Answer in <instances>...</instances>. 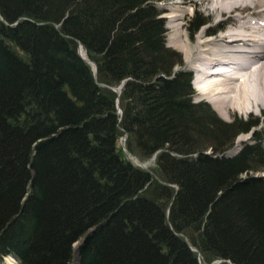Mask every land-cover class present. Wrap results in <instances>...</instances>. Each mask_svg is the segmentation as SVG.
<instances>
[{
  "label": "trees",
  "instance_id": "16d2710c",
  "mask_svg": "<svg viewBox=\"0 0 264 264\" xmlns=\"http://www.w3.org/2000/svg\"><path fill=\"white\" fill-rule=\"evenodd\" d=\"M154 1L0 0V261L264 264L260 121L195 100Z\"/></svg>",
  "mask_w": 264,
  "mask_h": 264
},
{
  "label": "bare ground",
  "instance_id": "6f19581e",
  "mask_svg": "<svg viewBox=\"0 0 264 264\" xmlns=\"http://www.w3.org/2000/svg\"><path fill=\"white\" fill-rule=\"evenodd\" d=\"M204 1L209 3L212 12L229 14L235 28L224 31L221 23L225 22H219L214 30L201 29L199 41L191 46V37L188 39L179 26L186 11V1L173 2L167 16L174 46L183 51L188 61L195 62V85L222 116L231 108L242 112L264 111V0ZM254 7L261 9L258 8L257 13L250 11L249 8ZM236 11L239 12L232 15ZM248 16L259 20L246 19ZM218 34L215 38L211 36ZM79 52L85 54L82 47ZM241 140L242 137L238 138Z\"/></svg>",
  "mask_w": 264,
  "mask_h": 264
},
{
  "label": "rangeland",
  "instance_id": "374dc122",
  "mask_svg": "<svg viewBox=\"0 0 264 264\" xmlns=\"http://www.w3.org/2000/svg\"><path fill=\"white\" fill-rule=\"evenodd\" d=\"M183 2V1H186V11H185V13L183 14V18H182V20H181V23H180V29H181V31H182V33L184 34V35H186L187 37H188V39H189V33H188V29H187V19H188V17H190L193 13H194V11L195 10H199V11H201L204 15H206L207 16V19L209 20V22L208 23H206L204 26H202L201 27V29H203V30H207V31H211V30H214V29H216V25L219 23V22H225V23H221L222 24V27H223V29H224V31H226V30H230V29H232V28H235V23L233 22V20H231L230 19V17H228V16H230L229 14H220L219 12H212L211 10H210V5H209V3L208 2H206V1H204V0H155L154 1V7H155V9L156 10H158L159 11V13H160V16H161V18H163L164 19V23H165V28H166V35H167V37H166V44L168 45V46H170V47H172V48H174L179 54H180V56H181V63L179 64V65H177L176 66V68L177 69H180V70H183L184 72L185 71H187V70H189V71H191L192 72V87H193V89H194V91H195V94H194V98H195V100H205V101H207L211 106H212V108L217 112V114L222 118V119H224V120H227V121H229V120H231L232 118H233V116L234 115H237V116H241V117H246V116H248L249 114H252L253 116H255L259 121H262V120H264V111H259L258 109H254V110H251L250 112L249 111H244V112H242V111H238V110H236V109H229V110H227V111H225V115L224 116H222V115H220L219 113H218V111L213 107V104L208 100V99H206L207 97H205L199 90H198V88H196L194 85H193V80L195 79V71H194V69H193V65H195V62H194V64L193 63H191V61H188L186 58H185V56H184V53H183V51L182 50H180L179 48H177V47H175L174 46V36H172V31H171V29H172V27H171V24H170V22L168 21V19H167V16L170 14V12H171V10L169 9V6H171V4L173 3V2ZM204 1V2H203ZM176 5V4H175ZM259 7H254V8H249L250 9V11H255L256 13H257V11L259 10V9H261V8H259ZM255 9V10H254ZM239 11H236V12H234V13H232V15H236L237 13H238ZM246 13L248 12V11H245ZM218 15V16H217ZM246 19H249V20H252V21H257V20H259V19H257L256 17H246ZM232 21V22H231ZM230 23V24H229ZM220 24V25H221ZM225 24V25H224ZM219 25V26H220ZM231 27V28H230ZM205 28H208V29H205ZM200 29V28H199ZM197 30V32L193 35L194 37L193 38H190L191 40V43L189 42V44L191 45V46H195L196 45V43L199 41V38H198V41H197V37L200 35L199 33V31L201 30ZM223 31V32H224ZM217 33V32H216ZM218 33H219V31H218ZM222 33V32H221ZM220 34H218L217 36H215V35H211L213 38H215V37H218ZM203 39H205V38H203ZM197 41V42H196ZM194 42V43H193ZM197 56V55H196ZM195 56V57H196ZM115 89H117V87H115ZM118 112H120V109L118 108ZM263 128L264 129V124H261L260 122H259V125L256 127V129H260V128ZM251 134H252V131H250V132H242V133H240L237 137H236V139H235V143H234V146L230 149V151H229V154H234L239 148H240V146H241V143L243 142V141H245V140H248L249 139V137L251 136ZM240 137H242V140L241 141H238V138H240ZM121 142H120V144H122V145H124V142H125V137H123V138H121V140H120ZM208 150H210V149H208ZM207 150V152H209ZM133 159V161L137 164V165H139V166H141V167H145V168H148L152 163H153V158H151V159H148V161H146V162H144V163H142V162H140L138 159H136V158H132ZM264 171L263 170H260V171H258L257 173H259V174H262ZM80 242L81 241H78V242H76L75 244H74V247H76L75 245L76 244H78V246H79V244H80ZM77 246V247H78ZM76 262H77V257L75 256V259H74ZM16 262L10 257H7V258H5L3 261H0V264H15Z\"/></svg>",
  "mask_w": 264,
  "mask_h": 264
},
{
  "label": "water",
  "instance_id": "95a60500",
  "mask_svg": "<svg viewBox=\"0 0 264 264\" xmlns=\"http://www.w3.org/2000/svg\"><path fill=\"white\" fill-rule=\"evenodd\" d=\"M81 54V53H80ZM95 67H96V65H95Z\"/></svg>",
  "mask_w": 264,
  "mask_h": 264
}]
</instances>
